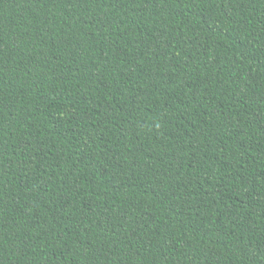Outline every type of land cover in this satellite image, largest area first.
I'll use <instances>...</instances> for the list:
<instances>
[{"label": "trees", "instance_id": "obj_1", "mask_svg": "<svg viewBox=\"0 0 264 264\" xmlns=\"http://www.w3.org/2000/svg\"><path fill=\"white\" fill-rule=\"evenodd\" d=\"M0 264H264V0H0Z\"/></svg>", "mask_w": 264, "mask_h": 264}]
</instances>
